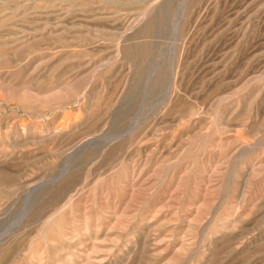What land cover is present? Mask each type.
<instances>
[{"label": "rangeland", "instance_id": "374dc122", "mask_svg": "<svg viewBox=\"0 0 264 264\" xmlns=\"http://www.w3.org/2000/svg\"><path fill=\"white\" fill-rule=\"evenodd\" d=\"M0 264H264V0H0Z\"/></svg>", "mask_w": 264, "mask_h": 264}]
</instances>
